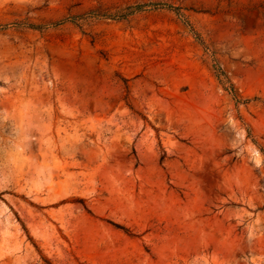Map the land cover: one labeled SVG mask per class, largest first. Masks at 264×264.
<instances>
[{"label":"rangeland","instance_id":"obj_1","mask_svg":"<svg viewBox=\"0 0 264 264\" xmlns=\"http://www.w3.org/2000/svg\"><path fill=\"white\" fill-rule=\"evenodd\" d=\"M0 264H264V0H0Z\"/></svg>","mask_w":264,"mask_h":264},{"label":"trees","instance_id":"obj_2","mask_svg":"<svg viewBox=\"0 0 264 264\" xmlns=\"http://www.w3.org/2000/svg\"><path fill=\"white\" fill-rule=\"evenodd\" d=\"M141 6H142V4H134V5H129V6H127V8L128 9H130V10H136V9H139V8H141ZM95 11H92L91 13H94ZM104 15L105 16H112L111 14H108V13H104ZM32 27H34V28H39L41 25H34L33 23H32V25H31ZM232 94H233V96H235V98H236V95H235V93L232 91Z\"/></svg>","mask_w":264,"mask_h":264}]
</instances>
